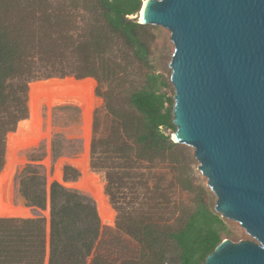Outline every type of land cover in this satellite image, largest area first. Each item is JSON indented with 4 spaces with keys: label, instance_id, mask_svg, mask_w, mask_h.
<instances>
[{
    "label": "trees",
    "instance_id": "trees-1",
    "mask_svg": "<svg viewBox=\"0 0 264 264\" xmlns=\"http://www.w3.org/2000/svg\"><path fill=\"white\" fill-rule=\"evenodd\" d=\"M142 4L0 0V171L6 134L27 131L30 83L70 77L91 82L103 100L93 122L91 168L106 174L105 191L118 212L114 227L103 225L88 196L53 183L49 235L44 218H0V264H204L223 241L225 221L210 208L203 189L193 204L173 205L166 218L154 213L171 207L166 195L160 208L152 199L139 207L120 202L117 190L124 184L116 181L132 180L130 170L137 163L180 162L181 146L167 132L177 130L174 103L162 92L165 82L150 61L153 27L133 18ZM94 86H86L90 103ZM112 166L121 171L120 178ZM38 177L21 174L19 192L27 206L44 209L45 183ZM77 177L76 170L65 169L67 180ZM104 201L109 205L106 195ZM119 233L134 245H123Z\"/></svg>",
    "mask_w": 264,
    "mask_h": 264
},
{
    "label": "water",
    "instance_id": "water-1",
    "mask_svg": "<svg viewBox=\"0 0 264 264\" xmlns=\"http://www.w3.org/2000/svg\"><path fill=\"white\" fill-rule=\"evenodd\" d=\"M143 9L139 23L153 27L170 76L177 129L172 141L193 153L226 224L223 241L204 264H264V0H147ZM53 80L30 85L29 131L18 132L30 135L23 142L8 136L5 168L11 169L17 145L38 140L32 106L56 94L83 99L80 86L86 85L73 77L37 86ZM86 118L82 110V122ZM75 183L104 206L105 186L98 178ZM98 213L102 221L110 217Z\"/></svg>",
    "mask_w": 264,
    "mask_h": 264
},
{
    "label": "rangeland",
    "instance_id": "rangeland-1",
    "mask_svg": "<svg viewBox=\"0 0 264 264\" xmlns=\"http://www.w3.org/2000/svg\"><path fill=\"white\" fill-rule=\"evenodd\" d=\"M151 47H152V55L150 57V61L152 66L154 67L153 72L156 73V75L161 76V79L165 82V85L162 87V92H164L168 97L171 98V84H170L169 73L163 63V60L158 52V49L154 41L152 42ZM133 77L135 78V76ZM32 83L29 84V87ZM94 97L95 99L93 100L92 103H90L87 98L89 146L87 147L86 150H84L85 143L81 135L83 122H82V109L80 107L74 105H67V106L58 105L57 107L56 106H53L51 108L43 107L41 109V112L44 111L41 113V125H43L45 129L49 128L51 130V134L48 138L46 139L42 138V140H39L35 147L23 152L21 156L24 157L25 161L21 164L16 161L19 165L16 163V166L12 172V182L15 192V202L18 205L30 209L31 215L29 217H23V218L22 217H10V218H15V219L44 218L46 220L47 235H49L51 208H50V200L48 197L50 193V187L53 183H58L66 189L77 191L83 194L81 191L73 187L76 184L75 182H77L81 178L80 177L81 173L74 166L73 162L78 159L80 160V158H82V156L84 155L87 157V165L88 168H90L88 170L91 171V175L93 177L98 178L104 184L106 189V182H105L106 174L102 171L97 173L93 171L91 168V142L93 137V124H94L93 122L95 118V112L103 106V100L97 96L96 88L94 89ZM26 109L28 113L27 103H26ZM91 115H92V121L90 120ZM47 116L49 117L47 118ZM32 117L35 120L33 114ZM47 120L50 121L48 122ZM29 126L30 125H29V115H28V128L26 132L29 131ZM19 131L23 132L22 129H16L6 134L5 147L8 136L12 133H18ZM167 132L170 134L172 138L174 134L173 130H168ZM13 139H23V138H13ZM180 146H181V151L179 153L180 162L178 164L175 165L165 162L149 164L147 162L144 163L139 162L130 170V174L132 175L131 176L132 180L127 181L126 177L124 180H120V181L117 179L116 183L124 184L123 188L117 190V192H119L121 204L128 206L129 203L133 202V204H137L138 206L140 204H143L144 201L148 203L152 199L154 201H157L156 204H159V208H160L161 205H165L164 195H166L168 198L167 200L171 203V207H169L168 210H166V212L165 211L160 212L158 210L154 212L155 214H157L155 216L156 218H158L157 216L159 215L164 216L166 218L169 215H171L172 212L174 211V207H172L173 205H177L178 207H180L181 205L187 206V204H191L193 201H195L196 195L199 193L200 189H203L204 191L203 197L205 198L206 202L209 204L210 208H212L215 211L216 202L214 200L210 188L207 185V181L205 177L197 169L198 168L197 160L194 158L193 153L185 145L180 144ZM62 160L65 161V164L63 165L60 171L61 178L56 179L53 177V174L55 172L56 165ZM4 166H5V152H4V164L2 170L0 171V174L4 171L5 168ZM8 167L9 166L5 168V171L8 169ZM66 168H72L76 170L78 177L75 180H70V179L67 180V178H65ZM110 168L114 169L115 172L117 171L120 174L118 175L119 178L121 177L122 173L121 171L119 172L117 170V167L116 169L113 166ZM26 172L28 176L37 174L39 176L38 178H40V180H43V182L45 183L47 203L44 209H40L35 206H27L25 200L22 198L19 192L20 175L24 173L26 174ZM188 186L193 187L194 190L189 192L187 189ZM106 196L108 198L109 205H111L115 211L114 223L109 225L103 223L101 219L100 220L103 225L114 227L116 218L118 216V212L111 204L109 196L107 194ZM88 197L95 203V201L90 196ZM104 200H105V195L103 196V201ZM145 208L147 209L148 206H146ZM113 235L115 236V234ZM116 237H118L121 243L125 246L134 245V243L131 242L130 239L125 235L119 233L116 235ZM101 245L103 249L105 247L104 243ZM47 261H48V245H47L46 263ZM89 261L90 260H88V263Z\"/></svg>",
    "mask_w": 264,
    "mask_h": 264
},
{
    "label": "bare ground",
    "instance_id": "bare-ground-1",
    "mask_svg": "<svg viewBox=\"0 0 264 264\" xmlns=\"http://www.w3.org/2000/svg\"><path fill=\"white\" fill-rule=\"evenodd\" d=\"M143 3L146 5L147 0H143ZM142 6H143V4H142ZM140 12H141V10H140ZM140 12L138 13L137 17H138L139 21L142 22V16H143L144 9L142 10L141 13ZM140 15H141V17H140ZM56 80L57 79H54L51 83H48V84L42 83V84H40L39 87L46 86V85L47 86H55V85H59L60 82H63L60 80H58V81H56ZM77 83H81V82H77ZM82 84H85L86 86H89V85L94 86V84H92L91 82L82 83ZM86 86H80L83 89V96H82L83 99H80L77 96H69V95L64 96V95L56 94V95H52L49 99H46V100L40 99L37 106H35V107L32 106L33 110L31 108V114H33V116L35 117V120L33 119L32 122H35V125L37 127V131H39L38 140L35 141L33 144H30V145H25V146L17 145L15 150H14V157H13L14 161H13V164L11 165L12 170L7 169L4 173V175H2V174L0 175V177L2 176L1 180H0V214H1V216H4L5 214H7L10 217H29L31 215L30 209L23 207L21 205H18L15 202V192H14L13 182H12V172H13L17 162H19L21 164L25 161L24 157L21 158V154L23 152L30 150L31 148L35 147L39 140H42V138L46 139L51 134V130L49 128L45 129L44 132L41 131L42 130L41 129V113L44 112V111L41 112V109L43 107H50V108L53 106L57 107L58 105H66V106L67 105H74V106L80 107L84 112H86V115H87L88 100H87L86 93H85ZM94 89H95V86H94ZM32 90H33V88H32ZM45 114H47V113H45ZM48 117L49 116H47V118ZM81 135H82V137H84V143H85V147H84L85 149L84 150H86L87 147L89 146L88 145V143H89V124H88L87 118L85 120V123L84 122L82 123ZM13 138L14 137L12 136V134L9 135L10 142L11 141L23 142L22 140L25 139V137H23V139H13ZM64 164H65V161L62 160L56 165V169H55V172L53 174L54 178H56V179L61 178L60 171H61ZM73 164L78 169V171L81 173V180L87 176H89L90 178H95L91 175L90 171L88 170L89 168L87 165V157L85 155L82 156V158H80V160L79 159L75 160L73 162ZM75 186H78V183H76ZM104 195L105 194H103L101 196L104 206L101 204L99 197L98 198L95 197L94 199H95V203L97 205V209L100 213H109V215H110L109 219H107V218L103 219V223L110 225V224L114 223L115 213L113 211H111L110 205L107 206L104 203V201H103Z\"/></svg>",
    "mask_w": 264,
    "mask_h": 264
}]
</instances>
